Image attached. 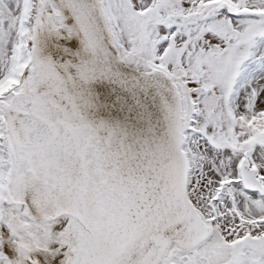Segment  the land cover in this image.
<instances>
[{"label":"snow or ice","instance_id":"1","mask_svg":"<svg viewBox=\"0 0 264 264\" xmlns=\"http://www.w3.org/2000/svg\"><path fill=\"white\" fill-rule=\"evenodd\" d=\"M0 264H264V0H0Z\"/></svg>","mask_w":264,"mask_h":264}]
</instances>
